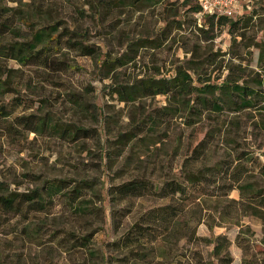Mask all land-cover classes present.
<instances>
[{
	"label": "trees",
	"instance_id": "16d2710c",
	"mask_svg": "<svg viewBox=\"0 0 264 264\" xmlns=\"http://www.w3.org/2000/svg\"><path fill=\"white\" fill-rule=\"evenodd\" d=\"M54 1L68 0H31L35 9L41 2ZM121 1L132 6L148 3V0ZM120 5L119 0H104L101 9L106 15ZM242 7L237 6L231 17L204 15L199 19L196 17L200 11L197 0H184L171 19L161 17L163 26L158 34L162 36L166 30H180L184 25L188 28L186 22L200 33L225 26L229 45L222 55L229 56V63L224 73L216 76L213 70L194 75L190 72L192 67L176 65L167 77L154 73L108 87L110 93L119 96L124 103L162 96L167 105L146 112L144 119L136 120L126 131L103 137L104 142L111 140L113 146L124 147L127 141L147 140L154 126L167 124L176 115L182 118L186 129L200 126L201 137L191 147H186L176 173L165 172L154 178L134 175L105 186L107 210L102 212L103 218L108 216L112 229L120 233L103 243L104 251L99 256L103 263L230 264V241L224 235L209 239L198 236L197 226L204 224L211 231L226 220L237 225L246 215L264 216V185L261 184L264 162L247 155L244 150L231 149L232 154L228 151L234 134L241 130L236 126L232 128L231 124L235 125L236 122H232L241 116L259 119L248 127L261 134L264 140V21L253 9L243 13L244 8H249L246 4ZM31 13L0 4V94L18 87V82L14 86L11 83L14 76L6 75L9 73L7 62L12 61L28 70L23 78V70L19 69L17 76V81L23 80L27 86L33 76L37 81L48 83L52 75L67 73L70 66L61 59L64 52L82 57H94L98 53L97 48L83 41V35L76 29L61 27L57 22L32 25ZM96 14L102 17L101 11ZM138 46L144 45L139 43ZM252 50L256 52L255 70L246 72L241 64L253 62ZM212 54L218 55L209 52L200 61L212 63L215 59ZM210 55L213 57H208ZM125 60L102 58L100 65L102 68L118 67L125 64ZM191 62L195 61L185 64ZM17 96L0 103V119L11 118L9 123L14 128L35 135L47 133L70 144H85L96 138L98 133L93 128L47 118L48 113H42L46 98L34 100ZM67 96L72 106L85 108L84 100H79L74 93L69 92ZM17 109L21 113L15 115ZM28 110L31 113H22ZM174 148L176 150L177 146ZM91 188L87 179H42L38 185L24 191H0V235L5 238L0 246V264H45L35 260L38 253L35 250L42 248V235H55L54 231L48 233L50 227L40 220L41 216L55 206L72 211L69 220L83 216L88 210L84 205L85 196ZM232 191H236V199L229 197ZM141 199L150 203L134 213V203ZM128 217L131 221L126 223ZM215 218L219 222L214 223ZM63 232L57 239L64 253L72 250L91 254L88 249L90 233L79 236L74 229ZM205 243L210 245L208 261L202 260L198 250ZM233 243L241 251V264H257L255 259L245 261L243 256L248 246L241 233L234 236Z\"/></svg>",
	"mask_w": 264,
	"mask_h": 264
},
{
	"label": "rangeland",
	"instance_id": "374dc122",
	"mask_svg": "<svg viewBox=\"0 0 264 264\" xmlns=\"http://www.w3.org/2000/svg\"><path fill=\"white\" fill-rule=\"evenodd\" d=\"M183 1L148 0L145 5L132 6L119 0L121 5L105 15L101 9L104 0L41 2L37 9L31 0H0V4L5 6L33 12L31 21L34 26L57 22L61 27L76 29L83 35L85 43L92 44L98 50L94 57L64 52L61 59L70 66L69 71L52 75L48 83L37 81L36 76H33L29 85L25 86L23 80L17 81L19 69L22 68L12 61L5 65L6 69H9L6 75L14 76L11 83L14 86L18 82V87L12 88L11 92L0 94V103L16 95L34 100L46 98L47 103L44 104L42 113H48L47 118L63 124L93 128L98 133L95 139L88 140L85 144H70L47 133L35 135L14 128L9 123L11 118L0 119V191H24L38 185L42 179H87L92 184L91 190L85 196L84 205L88 210L83 216L69 220L73 212L60 206H55L41 216L40 220L50 227L48 233L54 231L55 237L47 234L41 236L42 248L35 250L38 251L37 256H34L35 260L45 264H115L103 263L99 258L104 251L103 243L120 233V230L112 229L108 216L103 218L102 212L107 210L105 186L117 184L134 175L154 178L165 172L176 173L186 147H191L201 137L200 126H196L194 130L186 129L182 118L176 115L170 118L171 121L167 124L154 126L150 137L147 140L140 139L139 143L127 141L124 147H115L111 140L104 142L103 139L126 131L136 120L144 119L145 113L153 108L167 105L162 96L139 98L131 103H124L119 100V96L110 93L108 87L154 73L159 77H167L176 65L192 67L190 72L194 75L200 71L211 73L213 70L216 76L224 73L223 69L229 63V56L222 55L229 45L225 26L213 29L212 32L200 33L186 22L188 28L184 25L180 30L173 28L169 32L164 31L165 36L158 34L163 26L161 17L171 19ZM236 2L241 8L245 4L249 6L248 9L242 10L243 13L253 9L259 19L264 21V0ZM96 11H101L102 17L98 18ZM112 20V25L106 26ZM246 35L248 36L249 32ZM139 43L144 46L139 47ZM252 51L253 62L246 64L247 67L241 64L246 68V72L255 70L256 52ZM209 52L218 53L212 54L215 57L212 63L200 61ZM124 54L127 55L124 57ZM212 55L208 57L212 58ZM102 58L106 61L125 58L126 63L118 67L107 65L102 68ZM187 61L195 62L185 64ZM22 70L21 75L24 78L28 70ZM69 92L74 93L79 100H84L85 108L72 106L66 100ZM20 113L17 109L14 114ZM22 113L31 112L28 110ZM256 121H259L257 117L246 119L241 116L239 120L232 122H236L235 125L231 124L232 128L236 126L241 130L234 134L228 151L232 154L234 152L231 149L244 150L247 155L255 156L262 163L264 140L261 134L248 127ZM261 184L264 185V178L261 179ZM229 197L236 199V191H232ZM149 203L144 199L135 201L134 213L140 208H146ZM95 208L97 210H94ZM105 214L107 215V211ZM262 214L264 215V211ZM131 217L125 222L131 221ZM217 222L219 220L215 218L214 223ZM233 223L232 220H226L219 227L214 226L211 231L204 224H200L196 234L207 239L210 236L224 235L230 241V264H241V251L233 243L234 236L241 233L248 246L247 253L243 256L245 261L255 259L257 264H264V216L246 215L238 220L237 225ZM71 229L79 236L90 233L88 249L92 251L91 254L62 251L57 238L62 236L63 230ZM4 239L0 235V246ZM198 250L202 260L208 261L210 245L205 243L199 246Z\"/></svg>",
	"mask_w": 264,
	"mask_h": 264
},
{
	"label": "built area",
	"instance_id": "2783aa9c",
	"mask_svg": "<svg viewBox=\"0 0 264 264\" xmlns=\"http://www.w3.org/2000/svg\"><path fill=\"white\" fill-rule=\"evenodd\" d=\"M200 7L197 18L204 15L231 17L236 12V0H197Z\"/></svg>",
	"mask_w": 264,
	"mask_h": 264
}]
</instances>
